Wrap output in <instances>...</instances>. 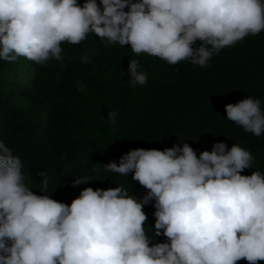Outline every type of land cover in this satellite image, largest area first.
Returning a JSON list of instances; mask_svg holds the SVG:
<instances>
[{
	"label": "clouds",
	"instance_id": "9594fccd",
	"mask_svg": "<svg viewBox=\"0 0 264 264\" xmlns=\"http://www.w3.org/2000/svg\"><path fill=\"white\" fill-rule=\"evenodd\" d=\"M100 5L0 0V60L60 61L62 42L77 45L94 33L105 46L127 45L137 56L206 68L222 49L264 31V0H100ZM140 67L138 60L129 61L133 87L148 83ZM225 110L245 132L264 133L259 99L229 103ZM117 115H108L113 125ZM253 164L250 151L238 144L229 149L217 142L199 156L186 142L163 151L137 148L104 170L132 173L147 190L142 199L121 184L84 188L68 205L34 194L21 159L0 141V264H257L264 261V173L241 175ZM88 181L78 178L73 186ZM42 183L46 188L48 180ZM153 201L150 237L142 209ZM161 234L166 242L149 246Z\"/></svg>",
	"mask_w": 264,
	"mask_h": 264
},
{
	"label": "trees",
	"instance_id": "16d2710c",
	"mask_svg": "<svg viewBox=\"0 0 264 264\" xmlns=\"http://www.w3.org/2000/svg\"><path fill=\"white\" fill-rule=\"evenodd\" d=\"M84 2L77 0L81 6ZM96 2L102 8L100 0ZM61 47L62 60L44 65L25 57L0 60V141L21 159L25 183L34 194L70 205L84 188L106 190L123 184L130 195L142 199L147 190L132 173L106 172L104 165L119 163L130 150L163 151L183 142L197 156L217 142L229 149L238 144L254 157L252 168L241 175L264 173V133L256 137L245 132L226 118L225 110L229 103L252 97L261 101L264 111V31L222 49L206 68L137 56L127 45L105 46L94 33L80 44L62 42ZM132 59L148 76L144 86L129 83ZM111 112L118 114L114 125L108 119ZM78 178L89 181L73 186ZM153 204L142 209L150 237ZM166 240L161 234L149 246Z\"/></svg>",
	"mask_w": 264,
	"mask_h": 264
}]
</instances>
